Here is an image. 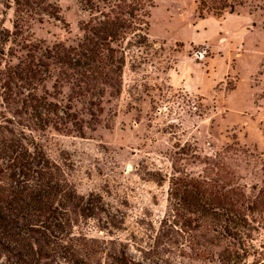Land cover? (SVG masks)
I'll return each mask as SVG.
<instances>
[{
    "label": "rangeland",
    "instance_id": "374dc122",
    "mask_svg": "<svg viewBox=\"0 0 264 264\" xmlns=\"http://www.w3.org/2000/svg\"><path fill=\"white\" fill-rule=\"evenodd\" d=\"M28 1L0 0V61L36 47L51 75L37 94L78 119L70 133L21 124L30 149L107 206L110 226L89 221L87 237L141 263L225 264L231 251L264 264V0L201 17L199 0H151L141 31L111 45L123 53L114 87L44 58L96 40L101 0ZM171 189L215 213L172 211Z\"/></svg>",
    "mask_w": 264,
    "mask_h": 264
},
{
    "label": "trees",
    "instance_id": "16d2710c",
    "mask_svg": "<svg viewBox=\"0 0 264 264\" xmlns=\"http://www.w3.org/2000/svg\"><path fill=\"white\" fill-rule=\"evenodd\" d=\"M23 2L18 4L29 5L28 0ZM101 4V28L93 33L95 41L46 50L44 58L57 60L86 80L101 79V84L114 87L123 53L111 45L122 48L130 35L141 31L151 0H101ZM241 5L239 0H199L198 13L200 17L204 11L218 15ZM32 51L38 52L36 47ZM32 51L27 49L15 65L2 67L0 61V264H148L135 262L120 249L110 248L107 255L103 241L87 237L83 231L89 221L98 229L110 226L107 206L96 194H78L62 168L38 149L29 148L22 116L33 130L81 131L70 106L49 100L51 94H37L51 75ZM172 191L169 197L178 198L171 204L172 211L187 206L200 215L215 213L198 196L172 195ZM239 259L231 251L221 258L225 264H237Z\"/></svg>",
    "mask_w": 264,
    "mask_h": 264
}]
</instances>
